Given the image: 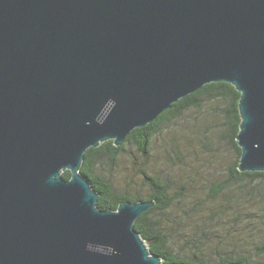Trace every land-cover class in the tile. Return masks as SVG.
I'll return each mask as SVG.
<instances>
[{
	"label": "water",
	"instance_id": "95a60500",
	"mask_svg": "<svg viewBox=\"0 0 264 264\" xmlns=\"http://www.w3.org/2000/svg\"><path fill=\"white\" fill-rule=\"evenodd\" d=\"M213 83L264 172V0H0V264H164L134 227L155 201L100 210L85 154Z\"/></svg>",
	"mask_w": 264,
	"mask_h": 264
},
{
	"label": "trees",
	"instance_id": "16d2710c",
	"mask_svg": "<svg viewBox=\"0 0 264 264\" xmlns=\"http://www.w3.org/2000/svg\"><path fill=\"white\" fill-rule=\"evenodd\" d=\"M240 98L241 94L231 84L206 85L175 103L152 124L134 130L120 147L108 141L85 154L81 173L99 194L97 207L100 210L117 211L125 202L155 201V206L141 215L134 227L148 244L151 254L162 259L164 264H264V259L254 257L248 251L254 246L264 256V243L252 242L246 247L248 237L245 227L253 219L248 207L256 200L264 207V196L260 195L264 187V172L239 170L242 155L237 142L241 124ZM206 105L222 118L219 139L228 142L237 153L229 179L216 186L210 194V198L216 199L230 187H236L226 203L211 211L202 204L186 206L185 195L173 192L171 182L153 176L148 177L149 197L131 196L118 192L102 175L101 170L106 165H114L127 144H135L141 153L147 155L154 137L165 126L188 111L203 110ZM63 178L70 180V171L63 173ZM253 222L257 221L253 219ZM239 248H244L245 252L238 253Z\"/></svg>",
	"mask_w": 264,
	"mask_h": 264
},
{
	"label": "rangeland",
	"instance_id": "374dc122",
	"mask_svg": "<svg viewBox=\"0 0 264 264\" xmlns=\"http://www.w3.org/2000/svg\"><path fill=\"white\" fill-rule=\"evenodd\" d=\"M221 123V116L210 106L188 111L154 137L149 154L141 153L135 144H127L115 164L106 165L101 173L118 192L145 198L151 193L148 177H159L172 183L173 192L185 195L186 206L202 204L214 210L226 203L237 189L232 186L216 199L210 198L211 191L229 179L237 156L228 142L218 137ZM260 195L264 196V187ZM263 208L258 200L248 207L250 216L257 222L252 219L245 227L247 248L252 242L264 243ZM238 251L245 252L244 248ZM248 251L264 259L254 246Z\"/></svg>",
	"mask_w": 264,
	"mask_h": 264
}]
</instances>
